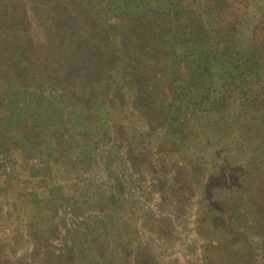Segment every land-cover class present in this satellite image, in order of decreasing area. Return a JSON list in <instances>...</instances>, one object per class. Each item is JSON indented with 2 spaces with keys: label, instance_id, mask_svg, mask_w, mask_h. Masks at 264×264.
Returning <instances> with one entry per match:
<instances>
[{
  "label": "trees",
  "instance_id": "1",
  "mask_svg": "<svg viewBox=\"0 0 264 264\" xmlns=\"http://www.w3.org/2000/svg\"><path fill=\"white\" fill-rule=\"evenodd\" d=\"M31 2L48 36L44 52L34 53L24 20L0 16V119L18 148L45 162L86 165L97 130L102 137L110 126L125 133L127 106L151 131L154 113L173 133L185 132L177 141L192 145L191 153L210 152L214 163L225 148L210 136L227 133L255 190L253 228L264 230V0ZM235 96L232 115L227 105ZM126 146L131 160L134 150ZM248 154L257 156L254 163L245 161ZM215 173L224 189L222 166ZM31 196L37 208L42 200ZM94 224L96 256L99 225L107 231ZM260 247L256 263L264 264Z\"/></svg>",
  "mask_w": 264,
  "mask_h": 264
},
{
  "label": "rangeland",
  "instance_id": "2",
  "mask_svg": "<svg viewBox=\"0 0 264 264\" xmlns=\"http://www.w3.org/2000/svg\"><path fill=\"white\" fill-rule=\"evenodd\" d=\"M31 1L0 0V16L24 20L34 53L44 52L48 36ZM237 99L227 105L232 115ZM153 114L151 131L125 107V133L110 126L102 137L97 130L86 165L27 156L0 119V264H257L264 230L256 233V217L248 212L255 190L237 166L241 148L227 133L210 136L225 148L214 163L210 152L191 153L192 145L177 141L185 132L173 133ZM126 143L134 150L131 160ZM220 166L224 189L215 177ZM33 194L42 200L37 208ZM95 195L101 197L93 203ZM94 223L107 231L99 225L104 236L96 256Z\"/></svg>",
  "mask_w": 264,
  "mask_h": 264
}]
</instances>
